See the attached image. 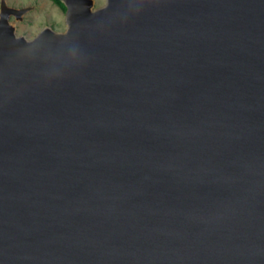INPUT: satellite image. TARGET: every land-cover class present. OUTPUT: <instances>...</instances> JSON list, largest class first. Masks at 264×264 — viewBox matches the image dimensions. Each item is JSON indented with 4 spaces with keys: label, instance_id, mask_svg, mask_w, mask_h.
Instances as JSON below:
<instances>
[{
    "label": "water",
    "instance_id": "1",
    "mask_svg": "<svg viewBox=\"0 0 264 264\" xmlns=\"http://www.w3.org/2000/svg\"><path fill=\"white\" fill-rule=\"evenodd\" d=\"M60 2L0 23V264H264V0Z\"/></svg>",
    "mask_w": 264,
    "mask_h": 264
},
{
    "label": "rangeland",
    "instance_id": "2",
    "mask_svg": "<svg viewBox=\"0 0 264 264\" xmlns=\"http://www.w3.org/2000/svg\"><path fill=\"white\" fill-rule=\"evenodd\" d=\"M95 7L104 5L105 0H94ZM17 6H33V10L25 17V23L19 27L17 34H25L28 38L38 34L43 28L50 27L54 31L65 29V10L55 4L54 0H13Z\"/></svg>",
    "mask_w": 264,
    "mask_h": 264
},
{
    "label": "flooded vegetation",
    "instance_id": "3",
    "mask_svg": "<svg viewBox=\"0 0 264 264\" xmlns=\"http://www.w3.org/2000/svg\"><path fill=\"white\" fill-rule=\"evenodd\" d=\"M13 0H0V23H2L5 18L8 19V23L12 25L15 29V34L17 36H24L27 39H33L36 35L33 37L28 38L25 34H17V31H19V27L25 23V17L32 11L34 8L33 6H17L14 4H11ZM25 8H32L29 12L25 13L24 15H21L17 13L14 10H21Z\"/></svg>",
    "mask_w": 264,
    "mask_h": 264
},
{
    "label": "trees",
    "instance_id": "4",
    "mask_svg": "<svg viewBox=\"0 0 264 264\" xmlns=\"http://www.w3.org/2000/svg\"><path fill=\"white\" fill-rule=\"evenodd\" d=\"M55 4L58 5L59 7H61L63 10H65V7L63 6V4L60 2V0H54Z\"/></svg>",
    "mask_w": 264,
    "mask_h": 264
}]
</instances>
